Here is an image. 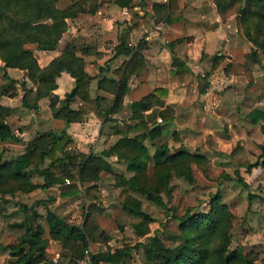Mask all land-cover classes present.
Returning <instances> with one entry per match:
<instances>
[{
    "label": "trees",
    "instance_id": "trees-1",
    "mask_svg": "<svg viewBox=\"0 0 264 264\" xmlns=\"http://www.w3.org/2000/svg\"><path fill=\"white\" fill-rule=\"evenodd\" d=\"M58 0H0V60L4 67H15L25 71L34 87L27 86V79L21 80L22 94L15 89V79H10L1 89V94L17 96L21 104L37 108L40 98L50 97V108L54 117H61L67 122L84 118L89 110H93L98 117L104 120L112 119V113L119 111L123 104V97L128 90V80L143 65L142 55L138 50L133 51L130 44V32L140 26L145 20V14L133 12L130 21H125L119 27V42L115 45V55L128 56L116 69L118 78L101 75L97 80V87L111 92L113 97L109 102L106 95L97 94L91 97L88 91L91 75L84 69L82 53L95 51L94 43L88 42L83 36L72 34L59 47L63 32L67 29L68 19L74 18L80 12H95L100 6L99 0H71L65 8L56 5ZM217 11L222 18L229 13H234L238 33L254 46L250 55L253 57L257 49H264V0H214ZM119 6H130L132 0H113ZM154 7L161 13L165 22L182 19L183 13L178 0H166L154 3ZM160 15V14H159ZM178 40V39H177ZM27 43L54 45L59 52L48 63L40 65ZM174 41L168 46L173 48ZM224 57L216 54L212 68H216ZM254 57L252 61L256 62ZM170 71L182 78L191 69L185 60L173 55ZM62 71L68 72L74 78V85L65 96L59 99L57 94H52L56 88V78ZM205 86L200 84L199 91L203 92ZM33 90L34 98H27ZM167 94L164 87H155L150 92L132 101L131 118L134 123L127 124L126 131L107 147L98 151L91 150L78 154L80 161L78 175L81 180L98 178L101 169L111 170L112 165L106 157L114 156L126 163V168L131 171L129 176L118 175L117 183L127 186L152 201L163 204L161 193H170V179L174 175L191 180V162L203 165L206 157L185 147H178L170 152L164 144L151 157L145 138H153L160 134V123L146 127L148 118L158 114L163 121L174 117V108L163 105L162 96ZM80 98L82 104L72 105ZM161 104L160 109L153 108L149 113H143L147 108ZM11 107L0 103V143L21 140L6 119ZM246 116L253 123L260 119L264 121V110L253 108ZM264 131V122L261 124ZM141 130V131H140ZM129 131L132 133L130 134ZM173 135L178 139V131ZM25 143L21 152L10 159H3L0 148V193L14 194L15 192L30 191L34 188H46L58 185L63 193L77 192L79 186L76 182H64V178L76 180V176L69 169V163L77 160L70 153L72 143L71 135L63 129L59 132L51 129L36 132ZM152 161V163H151ZM46 162V165L43 166ZM37 170L43 175L42 182L32 180L33 171ZM96 185H88L85 196L88 199L95 197ZM121 209L139 217L141 220L133 222V227L138 234L149 230L148 223L152 217L142 209L141 202L127 195L120 203ZM1 211V207H0ZM232 213L227 206L219 204L218 199L212 201L208 212L194 213L190 209L182 215L175 216L179 219L181 232L176 235V241L170 245L160 242L158 235H148V241L136 243L144 248L145 259L149 264H247V255L241 248L228 249L229 227ZM45 219L51 238L62 242L69 250L68 261L63 264H75L76 257L82 252L83 247L95 236L97 229L94 214L91 210L85 212L82 224L69 222L65 217L49 207L46 208ZM12 227H19L24 234L17 244H1L0 249L9 253L7 264H50L51 260L46 255L47 238L44 237V226L31 219L26 214L21 221L10 223ZM131 247L125 245L113 251L99 250L92 254V264H99V259L106 263L117 264L130 255ZM55 264V263H53Z\"/></svg>",
    "mask_w": 264,
    "mask_h": 264
},
{
    "label": "rangeland",
    "instance_id": "rangeland-1",
    "mask_svg": "<svg viewBox=\"0 0 264 264\" xmlns=\"http://www.w3.org/2000/svg\"><path fill=\"white\" fill-rule=\"evenodd\" d=\"M99 1L100 3L109 2V0ZM70 4L71 0H58L56 3L60 8H65ZM97 19H84L82 21L79 19V23L88 24L87 22L89 21L91 24L88 30H85L88 31L85 32L87 33L86 35L89 34L93 37L98 32L100 33L101 30L104 31V29L108 30L111 35L115 32L113 21H110L108 25L104 24L102 26ZM79 23L73 24L68 21L67 29L63 32L59 47L75 32L81 36L85 35L82 25L79 28ZM69 26L71 29H68ZM228 28L244 39L235 29L234 24ZM249 43L251 44V42ZM25 46L35 52L39 51L40 48L36 43H27ZM252 50L253 45L251 44L249 51L243 54V63L251 66V69H247L248 73H243V77L237 78L241 84L238 85L235 81H226L222 88L214 91L216 96H219L220 93L223 96L227 92L230 97L228 103L224 102L228 105L224 108L225 113L220 114L221 116H224V114L231 116L230 125L223 118L217 120L219 117L216 118L217 113H221V110H218L216 105L211 108L213 112H210V109L207 110L204 105H200L202 116H207L204 119V124H200L198 118H196L191 120L189 125L180 127L177 130L178 139L174 138L173 129L170 128H167L162 135L158 136L159 138H156L157 143L164 144L170 152L182 146L206 157L203 165L191 162L190 166L193 176L191 180L178 175H174L170 179V193H161L163 204L152 201L146 195L133 188L130 189L127 186L118 184L116 177L119 174L129 176L132 172L127 170L124 160L114 156L106 157L112 165L111 170L101 169L98 178L81 180L78 175L80 166V163L78 164V161H80L78 154L82 153L71 148L70 153H73L77 160L69 163V169L76 176V180L69 179V182H76L79 186L78 191L63 193L58 185L55 184L52 187L38 188L31 192L19 190L14 194L0 193V242L16 243L21 239L23 236L22 230L11 228L9 223L22 220L26 214L32 220L47 227L44 218L47 207L74 224H82L85 212L91 210L98 225L94 232L95 236L87 245L91 248L92 253L94 250H113L129 245L131 247L130 255L117 264H149L145 259L143 246L141 244L136 246V243L147 242L148 235L154 234L158 235L160 242L164 245L175 243L176 235L181 232L179 219L175 216L182 215L188 209L194 213L208 212L212 207V201L217 198L219 204L227 206L233 215L229 227L230 242L228 249L241 248L247 255V264H264V131L261 128V124L264 121L260 119L257 123H253L246 116V113L253 108H262L264 110V49L256 50L252 58L247 57L246 54L250 55ZM54 51L53 48L44 52L53 54ZM254 57L257 60L256 62L252 61ZM106 62H109L106 65L110 68L114 62L113 57L107 58ZM230 68V64L225 66L220 70V75H223V73L229 75ZM109 70L106 73L109 74ZM4 72L7 73L8 70H6L0 60V103H4L9 98L10 102H12V104H7L6 102L11 107L6 119L13 130L20 125L26 128V136L31 137L35 132L46 128L61 127L59 121L55 122L52 119H45L46 115L53 117L45 102H42L41 105L39 104L37 108H32L22 105L20 98L15 95L1 94V89L6 84L9 85V78L15 79V89L19 94H22L21 80L27 77L25 71L18 68L8 73L9 78L4 75ZM217 78L220 77L218 76ZM26 79L27 86L34 87L32 82L28 78ZM203 81L208 86L209 80L205 78ZM67 88L64 85V81H62L60 89L62 97L68 91ZM34 95V91L31 90L27 94V98L32 100ZM259 99L261 102L258 101ZM16 104L19 106H13ZM117 114L118 116L113 117L115 118L114 120L101 122L104 124L103 129L102 127L99 129L100 137L96 133L97 125L93 126L95 133L91 141L95 142L98 140L97 146L92 147L93 149L100 150L101 147L109 145L114 138L121 134L114 133L113 130V136L109 138L108 133L112 129L119 128L124 131L127 124L132 123L129 119L128 103ZM239 117L244 118L243 121L239 120ZM245 120H248V122ZM184 133L193 136L197 143L188 144L189 147L181 145L180 141L182 142V134ZM20 138L21 140L18 141L0 143L3 159H10L22 151L25 146L22 141L26 140L22 137ZM145 142L152 152L155 149V145L148 138ZM42 165L45 166L46 162ZM31 177L33 181H43V175L37 170L33 171ZM64 182H66L65 179ZM91 184L96 185L94 190L95 197L88 199L84 192L87 186ZM127 195L138 199L141 202L142 209L152 217V220L148 223L149 230L144 234H138L133 227V222L141 219L120 208L121 201ZM45 236H48L47 231ZM6 253V251L0 250V264H7ZM48 254L51 255L52 260L56 258L55 264H63L68 261L70 253L66 247L61 246L60 242L52 240L48 245Z\"/></svg>",
    "mask_w": 264,
    "mask_h": 264
},
{
    "label": "crops",
    "instance_id": "crops-1",
    "mask_svg": "<svg viewBox=\"0 0 264 264\" xmlns=\"http://www.w3.org/2000/svg\"><path fill=\"white\" fill-rule=\"evenodd\" d=\"M165 1L166 0H132L131 5L126 7L119 6L115 4L113 0H109V2L107 3H101L95 12H80L76 17L68 19L69 23L71 21L73 24H77L79 23V19L80 21H82L84 19L92 20L93 18H100L97 19V21L102 26L104 24L108 25L110 21L114 22L115 32L112 35L103 27L104 31L101 30L100 33L98 32L97 35H94L93 37L89 34L86 35L87 33H85L88 32L85 30H88L91 25L89 21L87 22L88 24H78V26H80L79 28H81V25L83 27L84 32L82 30L81 32L85 33V35H83L84 39L88 42H93L96 47L95 51L81 54L84 59V69L91 75L88 86L89 94L91 97H94L97 94L106 95L107 100L110 102L113 94L111 92H107L104 89L98 88L97 80L103 74L107 75L108 77H113L116 79L118 78L119 75L116 69L122 64L125 59L128 58V56H125L123 54L115 55V45L119 42V27H121V25L125 23V21H130L133 12H137L140 14L144 13L146 15L144 22L140 26L133 28L130 32V44L133 46V51L138 50L141 53V60L143 61V65L129 77V87L123 97V104L120 110L125 108V105L128 103L129 119L132 121V123H134L136 119L131 118L132 101L139 99L141 96L150 92L155 87L166 88L167 94L165 96H162L161 99L163 100V105L169 104L174 108V117L171 120L163 121L158 114H155L154 117L147 119L146 127H151L156 123H160L161 125V132L159 135L153 137L152 139L147 137L151 141V143L155 145V149L152 152L150 151L148 144L145 142L148 146L152 158L157 153L160 146V142L157 143L156 138H159L158 136L162 135L167 128L173 129V133L174 130H178L180 127L189 125L191 120L196 118H198V122H200V124H204V119H206L207 116H202L200 105H204L207 110L210 109V112H213V109L211 108L216 105L218 110H221V113H217L216 118L219 116L217 120L223 118L224 120H227L229 122L228 124L230 125L231 116L224 114V116L222 115V117L220 115L222 113H225L224 108L228 105L224 102L228 103L230 101V97L228 96L227 92L223 96H221V93L219 96H216L214 91L216 89L219 90L220 88H222L226 81H235L236 83H238V85H240L241 83L238 82L237 78L243 77V73L247 74V69H251V66H247L243 63V54L249 51L251 44L248 41L242 39L237 33H233L228 28L232 24H234L235 29H237L235 24V15L233 12L229 13L225 18H222L220 13L217 11L216 3L214 0H178L183 13L182 19L172 22H165V19L161 18V13L158 12L154 7V3ZM68 29H71L70 26L68 27ZM73 34L78 33L75 32ZM174 40L175 44L173 48H170L168 46V43ZM54 50L55 51L53 54L45 53V50L41 48H39V51L37 52L33 50L32 51L34 52L40 65L43 66L48 63V61L53 56L58 54L59 50ZM216 54H223L224 57L219 62L216 68H212L213 60ZM173 55L182 60H185L191 69L189 72L185 73L182 78H179L178 75L173 74L170 71V68L172 67L171 62ZM112 57L114 62L109 68L106 65L109 62H106V59ZM228 64H230L231 67L229 72L230 74L226 75L223 73L224 76L220 75V70ZM14 69L15 67L6 68V70H8L7 73H11V71ZM108 69H110L109 74L106 73ZM218 76L220 78H217ZM205 78L206 80H209L208 86L207 83L203 81ZM62 81H64V85L68 87V91L74 85V78L68 72L62 71L56 78V88H54L51 92L52 94H57L59 99L65 96L64 94V96L62 97L60 91ZM200 84L202 86H205L203 92L199 91ZM238 85L236 84V86ZM258 101L261 102L260 99ZM6 102L7 104H12V102H10V98L9 100L4 101L5 104ZM42 102H45L48 110L51 111L49 105L50 97L44 96L40 98L39 104L41 105ZM82 103L83 100H80V98H76L72 102V105L76 106L77 104ZM18 104L13 106H19ZM163 105H153L144 110L143 113H149L153 108L160 109L163 107ZM119 111L112 113V117L118 116L117 113ZM45 119H52L55 120V122H60L61 127H51V130L59 132L65 129L71 135L73 141L70 146V151L71 148L80 153H84L87 151L89 152L91 150H98L92 148L96 147L98 144V140L95 142L91 141L93 140V134L95 133V128H93V126L97 125L96 133L100 137L101 134L99 133V129H101V127L103 129L104 124H102L101 122L105 120L101 117H98L93 110L90 109L89 112L85 114L84 118L71 122H67L61 117H51L50 115H46ZM114 119L115 118H112L111 120ZM243 119L239 117V120L243 121ZM245 121L248 122V120ZM64 122H66L65 125ZM25 129V127L19 125L16 129H14V133L18 137H22L27 141L30 140L33 135L31 137H27ZM112 131L114 133L121 134L123 132L119 128L112 129L110 132L108 131L109 138L113 136ZM124 131H126V129ZM129 133L131 134L132 132L129 131ZM120 135L114 138L113 142ZM147 138H145V140ZM182 139L183 140L182 142L180 141V143H182L181 145L183 146L186 145L189 147L188 144L197 143L195 141V138L188 133L182 134ZM107 146L108 145H105L104 147ZM52 186L54 185H51V187ZM38 188H34L30 191L24 192H31ZM10 223H12V221ZM43 226L45 229L44 237L47 238L46 255L51 260L50 264H53L55 263L56 258H53L52 260V257H50L51 255L48 254L49 243H51V241L53 240L54 242H60L62 247L64 246L61 241L50 237L48 226ZM11 228L22 230V234H24V230L22 228L12 226ZM46 231L48 233V236H45ZM18 242L9 243L17 244ZM9 243L1 244L5 245ZM0 250L6 251L2 249ZM95 252L97 251L94 250L93 253ZM6 255L8 260L10 257L9 253L7 252ZM98 263L111 264L104 262V260L102 259H99Z\"/></svg>",
    "mask_w": 264,
    "mask_h": 264
},
{
    "label": "built area",
    "instance_id": "built-area-1",
    "mask_svg": "<svg viewBox=\"0 0 264 264\" xmlns=\"http://www.w3.org/2000/svg\"><path fill=\"white\" fill-rule=\"evenodd\" d=\"M64 179L66 182L70 181L67 177H65ZM92 254V250L89 246L84 247L82 252L76 257L75 264H92Z\"/></svg>",
    "mask_w": 264,
    "mask_h": 264
},
{
    "label": "water",
    "instance_id": "water-1",
    "mask_svg": "<svg viewBox=\"0 0 264 264\" xmlns=\"http://www.w3.org/2000/svg\"><path fill=\"white\" fill-rule=\"evenodd\" d=\"M40 48L41 49H44V50H49V49H53L54 48V45H51V44H42V45H40Z\"/></svg>",
    "mask_w": 264,
    "mask_h": 264
}]
</instances>
